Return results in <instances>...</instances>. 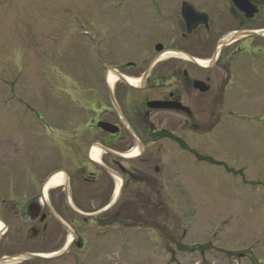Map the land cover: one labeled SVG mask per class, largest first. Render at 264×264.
I'll return each mask as SVG.
<instances>
[{"label":"flooded vegetation","instance_id":"af4514ba","mask_svg":"<svg viewBox=\"0 0 264 264\" xmlns=\"http://www.w3.org/2000/svg\"><path fill=\"white\" fill-rule=\"evenodd\" d=\"M124 1L116 21H101L92 62L78 56L72 82L48 87L56 111L33 96L29 145L0 157V264L130 259V234H162L150 214L178 164L208 161L200 151L214 138L258 117L264 0Z\"/></svg>","mask_w":264,"mask_h":264},{"label":"rangeland","instance_id":"374dc122","mask_svg":"<svg viewBox=\"0 0 264 264\" xmlns=\"http://www.w3.org/2000/svg\"><path fill=\"white\" fill-rule=\"evenodd\" d=\"M127 4L0 0V126L5 128L0 130L5 139L0 137V157L29 145L38 126L33 124V96L40 107L49 104L56 111L59 95L53 98L48 87L77 76L78 56L83 64L92 62L87 52L99 43L104 46L101 21H116L121 5ZM137 15L114 29L117 39L129 34L128 24ZM118 44L132 48L123 53L137 54L135 44ZM255 105L260 112L250 115L257 118H245L223 139H213L222 146L200 151L208 161L191 158L178 164L172 171L175 179L170 177L171 191L166 195V188L161 198L163 208L150 214L163 235L150 226L135 230L128 236L130 259L117 257L113 264H264V101Z\"/></svg>","mask_w":264,"mask_h":264}]
</instances>
